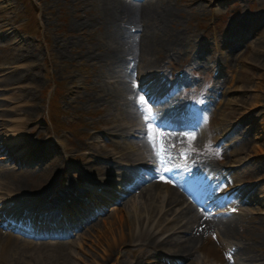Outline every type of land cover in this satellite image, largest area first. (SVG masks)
<instances>
[{"label":"rangeland","instance_id":"1","mask_svg":"<svg viewBox=\"0 0 264 264\" xmlns=\"http://www.w3.org/2000/svg\"><path fill=\"white\" fill-rule=\"evenodd\" d=\"M162 2L161 5L168 4L175 12V21L165 27V32L180 33L189 40L175 49L164 50L157 56L158 65L150 70L143 69L142 64L146 63L143 62L136 78L141 87L130 93V99H127L126 92L122 93L128 85L124 72L114 74L99 62V53L104 49L92 50L93 58L85 55L88 49L96 48L98 39H103L104 27H74L77 20L81 22L95 17L96 0H0V157L16 153L20 143L42 149L43 155L38 165L28 167L16 164L12 159L0 160L1 164L14 168L10 171L8 167L0 166V173L6 169L11 173L6 175L10 180L22 176L29 182L27 190L1 187L0 197L10 201L11 206L19 204L18 207L22 208L25 202L32 205L36 200L44 201L43 197L48 195L51 199L56 197L54 207L60 210L58 206L72 204L79 199L76 196L86 204L93 195L94 205L87 210L93 215L102 209L104 200L109 201L111 196L117 200V203H108L102 214L87 223L78 217L81 226L78 230L73 229L70 236L35 239L20 235L28 243L48 245L47 251L36 257L33 248H18L20 256L17 260L22 264H168L164 254L151 258L149 254L157 250V253L163 252L153 246H147L148 251H140L142 240L134 237L120 242L127 245L121 247L117 242L120 224L117 220L114 224L109 223L118 218L114 215L118 209H125L133 216L136 212L134 199L137 203L141 201L137 192H125L122 185L134 183L138 178L158 179L152 169L153 162L140 147L141 141L133 127L136 126L135 112L139 115L145 111L139 104L140 96L148 101L151 93L160 89L157 73L161 68L182 70L188 81L180 84L159 108L169 106V102H176L182 95L189 100L187 105L192 100L202 102L191 122L180 123L171 113L164 112L159 116L155 125L159 126L161 140L165 142L164 149H160L161 167L171 171L176 169V163H185V160L186 167L197 162L208 163L209 170L201 178H206L203 193L207 196L227 192L240 181H252V187L244 186V191L231 192L217 210L211 208L210 212L234 223L231 238L238 246L262 240L264 215L256 213L264 211V0ZM155 26H158L159 33L164 29L158 23ZM128 28L132 33H141L135 24ZM66 41L75 43L66 44ZM25 54H29V58L21 59ZM218 68L221 69L220 75L214 76L213 72ZM10 76L13 77L7 82ZM55 83L58 90L54 93ZM114 91L121 95L117 98ZM108 93L120 104L108 103L104 97ZM51 94L52 103L49 102ZM185 105L182 103L175 108L178 110ZM19 125L24 132L18 131ZM121 127H126L128 133L119 131ZM138 127L145 131L144 123ZM114 141L115 146L106 145ZM84 144L94 151L85 150ZM104 150L112 156L111 159L122 162L120 170L108 173L96 170L94 173L96 165L107 164L102 156L85 165L79 161L82 157L89 159V153L102 155ZM182 152L188 157H181ZM78 153L81 156H77ZM122 154H129L130 159L120 158ZM55 161L59 166L54 171L51 166ZM239 164L243 165L234 166ZM61 166L64 172L59 180ZM83 171L98 180L84 177ZM208 174L211 175L206 176ZM61 180L63 184H60ZM169 182L161 181V184L165 186ZM161 189L152 194L153 201L158 202V209L160 204L164 208L170 202L165 188ZM12 195L16 199H12ZM190 202L193 203V199L187 195L181 204H173L168 214L155 210L152 223L147 224L152 227L150 231L156 230L159 239L169 235L172 230H159L165 226L172 228L183 219L186 213L180 214V211L185 210ZM207 204L204 202L202 207L198 206L204 211L206 206L209 207ZM3 208L0 230L13 234L4 225L9 211ZM30 210L34 212V209ZM231 210L233 213L229 214ZM90 214L84 216L88 218ZM95 223L99 229L89 232L88 227ZM133 233L136 236L137 232ZM202 241L203 244L206 242ZM216 244L220 248L224 245L223 242H214L215 247ZM145 252L148 255H143ZM191 263L186 259L178 262ZM224 264L230 262L227 260Z\"/></svg>","mask_w":264,"mask_h":264},{"label":"bare ground","instance_id":"2","mask_svg":"<svg viewBox=\"0 0 264 264\" xmlns=\"http://www.w3.org/2000/svg\"><path fill=\"white\" fill-rule=\"evenodd\" d=\"M161 3H163L162 0H141V2L125 0H96V4L94 7L96 11L94 13L95 17L91 19L93 20V22L90 19L86 18L81 22L77 20L74 24V27H81L82 25H86L87 27L89 25L104 27V32L102 33L103 39H98L95 45L96 48L90 50L88 49L85 55H89L93 58L95 54L92 50L97 51L99 47L101 49H104L103 52H98L99 62L102 63H100L101 66H107V68L112 70L114 74H116L117 72H124L125 77H127L128 85L125 86L126 89H123L122 93L126 92L127 99H130V93L135 92L136 89L140 87V83H138V79L136 78L138 76V68H140L143 62H146L144 63V65L142 64L143 69L150 70L158 65L157 56H160L161 53L165 52L164 50H169L170 48L175 49V46H181L185 41L188 42L189 40L187 36L179 35L180 33L165 32V27H167L170 22L172 23L175 21V12L172 10L170 5H161ZM141 20L144 23H141ZM155 23H158V25L164 27L161 33L157 32L159 30L158 26H155ZM132 24H135V27L138 28L141 33H132V30L130 31L128 28V26ZM68 43L75 42L66 41V44ZM23 58H29V54L23 55L21 59ZM146 58H148L147 61ZM12 77L13 76H10L6 81L9 82ZM34 79H36V75L34 76ZM120 95L121 93L119 91H114V96L118 98V96ZM104 97L107 98L108 103H113L114 101L115 104H120L119 102H116V99L113 98L109 93L105 94ZM154 100L155 98H152V100L148 98V101L140 100V105L146 109V112L144 111L139 115H136L135 112L134 120L136 122V125L140 124V122L145 123L146 130L144 134L142 128H136L135 132H137L138 136L139 134H141L139 137V142L141 141L140 147L144 148L148 153V158H150L151 162H153V167L154 169H156L153 171H155V174H158L157 176L159 177V175L163 173V170L161 171V162L163 160L160 158V139L158 137L157 128L154 126L153 121L156 115H158V113L160 114L163 111L162 109H159L158 112L156 108L151 106L152 102L155 104ZM97 102H99V100H97ZM161 114L163 115V113ZM145 117H147V120L145 119ZM149 123L153 124V128L155 129L154 138L149 137ZM18 127V131L24 132L20 125ZM120 129L124 131L123 127H121ZM25 141L26 140H24V142ZM20 142L21 140H19V143ZM109 143L107 142L106 145H116L115 141ZM26 145L20 143L18 145L19 149L16 150V153H6L5 156L0 157V160L12 159L14 160L13 162L18 164L19 162H23L25 158L28 161H33L34 158L30 155V147ZM83 148H85V150L92 149L90 146L85 144ZM33 151L35 153L38 150H35L34 147ZM108 154L109 153L105 152V150L104 152H102V155L96 154V156L94 153H90L89 159L87 158V160L84 161V164L91 162L94 158L102 156L104 160H107V162H104L107 164L96 165L94 172L96 170L99 172L106 171L105 173L113 171L117 172L121 169V166L123 164L122 162L116 161L115 159H111L110 157L112 156H109ZM120 158L129 160L130 155L122 154ZM56 162L57 161L53 162L51 166L52 169L54 168V171L56 170V166H59V163ZM197 163L199 164L193 166L196 170L204 171L208 167L206 164H201L200 162ZM241 165L242 164L238 166ZM0 166L8 167L5 163H2ZM85 168L87 170L89 169L88 167ZM157 168L160 169L159 172H157ZM8 169H10L11 171V169L14 168L10 166L8 167ZM59 169L60 171L58 170V175L60 180V176H63L62 166L61 168L59 167ZM10 171L4 169L0 173V188L12 187L13 190L17 191L27 190L29 186L28 180H26V178L22 176L20 179L10 180L9 177L6 176L9 175ZM145 181L147 180H142L138 187H128L127 185H124L127 187L128 192H137L138 199H140L141 201L137 203V201L134 199L133 205L136 208V212L133 216L130 215V213L125 209H118L114 214L115 217L118 218L109 221V223L111 224H114L117 221L120 224V239L119 241H117L118 243L122 242L125 239L127 240V238L130 239L133 237L136 240H142L141 247L139 248L140 251L141 249L148 251L147 246H153L154 248L159 249L161 250V252H163L157 253V250L156 252L149 254L151 258L157 255L164 254V258L167 261L166 263L168 264H178V262L182 259H186V261L190 260L192 262L191 264H224L227 262V260L230 262V264H264V249L259 250V248L264 247V235L262 237V240L260 241L245 243L243 246H238V244L234 243L231 238V235L234 231V223L229 219H224L221 216L217 217L210 213L211 207L213 208V210H216L218 205L222 202V198H225L226 195H223L221 193L215 195V198L217 200L215 199L213 201H210L211 207H207L206 209H204V211H202L199 206L196 205L199 204L197 203V201H201V196L199 199L195 197L193 203H188L185 206V210L180 211V214L181 212L186 213L183 219H179V221L176 222L172 228H167L165 226L161 228V230H159L160 232H169V230H172L169 235L162 239H159L157 237V232H155L156 230L150 231L152 227L150 228V225H147L149 223H152V218L154 216L155 210H157L158 213H162L164 211V215L168 214V210L171 208V206H173V204H181V202H184L186 196L191 192L188 189L183 188L181 185L179 186L177 179H174L172 182L167 183L165 186H162L161 180L159 179L149 180L146 182L147 184L142 187V184H144ZM60 184H63L62 180ZM252 184L253 182H245L243 184L240 183L237 186L248 185L249 187ZM67 187L69 188V186L66 184L65 189H67ZM161 188H165L170 202H167L165 204V209L163 208V205L160 204L159 209L161 208V210L159 211L157 206L158 202L153 201L152 194L153 192L162 190ZM202 196L204 195L202 194ZM12 197L16 199L15 195H12ZM92 197L91 201L88 203L90 206L94 205L95 201V199ZM43 198L44 201H40V204L35 206L36 210H45L51 207V204L54 205L56 202V197H52L51 199L50 197H48V195H46ZM78 201L79 202L77 203L82 202L81 199H78ZM108 203V200H104L101 207L105 208ZM140 203L142 204L139 206ZM9 205H11L10 201L7 202L4 197H0V211L4 210L3 207H5V211L10 212H7L8 217L5 220L6 225H8L9 228L16 227L15 229L19 230L14 222L23 221L24 223L28 220L22 217V211H19L14 206L10 208ZM85 205L86 204L81 203L80 207L85 209ZM80 211L81 210L79 208L78 213ZM66 220L68 221L69 217H67ZM73 220L74 218H72L70 222L74 224L75 221ZM125 225H127V227ZM157 225H160V223ZM22 229L28 232V230L24 228ZM88 229L89 232H91L94 229H99V226L97 223H95L94 225L92 224L91 226H89ZM216 229L218 230V234H216ZM135 231L137 232L136 236H134L133 233ZM222 237H224L223 240H221ZM24 239L22 240V238H20L19 236H13V234L11 233L6 234L0 230V264H22L19 260H17L20 256L18 248H33L35 257L47 251L48 245H45L44 243H28L25 241L26 239ZM201 240H205L206 242L203 244V241L201 242ZM215 241H217L218 243L223 242L224 245L222 246V248L218 247L217 244V247H215ZM126 246L127 245L125 243L121 244V247L125 248ZM225 246L229 247V249L226 248V253L228 254V256L226 255V253H223L225 250ZM113 247L114 245L112 246V248ZM196 252H198L199 254L195 255ZM109 255H111L110 252ZM143 255H148V252L143 253ZM31 259L33 258L31 257Z\"/></svg>","mask_w":264,"mask_h":264},{"label":"snow or ice","instance_id":"3","mask_svg":"<svg viewBox=\"0 0 264 264\" xmlns=\"http://www.w3.org/2000/svg\"><path fill=\"white\" fill-rule=\"evenodd\" d=\"M139 99L141 101H143L145 99V97L144 96H140ZM145 119L147 120V117H145ZM148 132H149V137L150 138H154L155 129L153 128V124H151V123L148 124ZM159 171H160V169L157 168V172H159ZM167 171H170V170L169 169H165V172H167ZM158 179L161 180V181H164V182H169V179H168V177L165 174H160Z\"/></svg>","mask_w":264,"mask_h":264}]
</instances>
